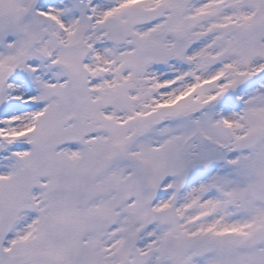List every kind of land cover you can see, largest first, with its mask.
<instances>
[{
  "label": "snow or ice",
  "instance_id": "snow-or-ice-1",
  "mask_svg": "<svg viewBox=\"0 0 264 264\" xmlns=\"http://www.w3.org/2000/svg\"><path fill=\"white\" fill-rule=\"evenodd\" d=\"M0 264H264V0H0Z\"/></svg>",
  "mask_w": 264,
  "mask_h": 264
}]
</instances>
